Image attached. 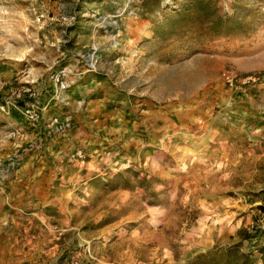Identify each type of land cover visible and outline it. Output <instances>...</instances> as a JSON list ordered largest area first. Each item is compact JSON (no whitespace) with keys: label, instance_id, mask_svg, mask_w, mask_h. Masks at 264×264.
<instances>
[{"label":"rangeland","instance_id":"374dc122","mask_svg":"<svg viewBox=\"0 0 264 264\" xmlns=\"http://www.w3.org/2000/svg\"><path fill=\"white\" fill-rule=\"evenodd\" d=\"M182 1L0 0V264L264 245V0Z\"/></svg>","mask_w":264,"mask_h":264},{"label":"trees","instance_id":"16d2710c","mask_svg":"<svg viewBox=\"0 0 264 264\" xmlns=\"http://www.w3.org/2000/svg\"><path fill=\"white\" fill-rule=\"evenodd\" d=\"M217 7L211 0H184L175 5L172 15H167L166 21L199 17L202 24H212L210 30L212 35L229 33L239 22L234 16H217ZM216 17L213 19V17ZM264 208V206L262 207ZM264 264V245L255 247L254 250L242 251L241 244L235 243L223 249L215 248L204 253H197L189 264Z\"/></svg>","mask_w":264,"mask_h":264},{"label":"built area","instance_id":"2783aa9c","mask_svg":"<svg viewBox=\"0 0 264 264\" xmlns=\"http://www.w3.org/2000/svg\"><path fill=\"white\" fill-rule=\"evenodd\" d=\"M222 74L225 76L227 81H229V82L231 81L232 75L228 71H224ZM0 108L3 109V107H0ZM55 121H56V119H55Z\"/></svg>","mask_w":264,"mask_h":264}]
</instances>
